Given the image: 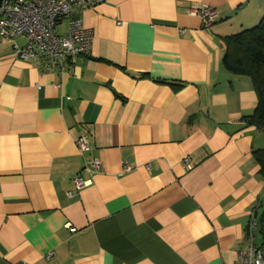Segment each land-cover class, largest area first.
Returning a JSON list of instances; mask_svg holds the SVG:
<instances>
[{"label":"crops","instance_id":"crops-1","mask_svg":"<svg viewBox=\"0 0 264 264\" xmlns=\"http://www.w3.org/2000/svg\"><path fill=\"white\" fill-rule=\"evenodd\" d=\"M203 7L217 12L210 27L190 15ZM72 13L93 40L65 71L18 59L25 37H0V264H237L252 215L264 242V132L245 123L258 97L225 69L224 38L257 26L264 0Z\"/></svg>","mask_w":264,"mask_h":264},{"label":"built area","instance_id":"built-area-1","mask_svg":"<svg viewBox=\"0 0 264 264\" xmlns=\"http://www.w3.org/2000/svg\"><path fill=\"white\" fill-rule=\"evenodd\" d=\"M98 1L1 0L0 37L7 41L19 36L25 37L27 45L15 49V56L18 59L38 61L47 67L56 66L65 71L73 58L90 53L93 33L83 27L80 19L74 17L69 18L65 31H58V26L78 7H93ZM190 15L201 18L204 27H210L214 24L217 12L213 8L203 7L191 10ZM76 145L81 153L90 150L85 137L78 138ZM186 161L189 163L188 159ZM89 165V171L96 173L100 164L98 160L92 159ZM87 184L88 182L80 176L73 180L76 192ZM69 195L72 196V193ZM256 227L257 222L252 215L246 229V245L237 253V264H264V242L257 244L254 234ZM51 256L53 254L47 258Z\"/></svg>","mask_w":264,"mask_h":264},{"label":"trees","instance_id":"trees-1","mask_svg":"<svg viewBox=\"0 0 264 264\" xmlns=\"http://www.w3.org/2000/svg\"><path fill=\"white\" fill-rule=\"evenodd\" d=\"M224 43L225 69L236 76L250 78L258 97L257 108L251 116L244 118L245 123L264 132V17L254 28L225 37ZM253 156L260 165V174L264 177V150L254 151ZM258 224L264 238V214Z\"/></svg>","mask_w":264,"mask_h":264},{"label":"rangeland","instance_id":"rangeland-1","mask_svg":"<svg viewBox=\"0 0 264 264\" xmlns=\"http://www.w3.org/2000/svg\"><path fill=\"white\" fill-rule=\"evenodd\" d=\"M67 27H68V21L64 20L63 24L59 25L57 30L58 31H65V29H67Z\"/></svg>","mask_w":264,"mask_h":264},{"label":"water","instance_id":"water-1","mask_svg":"<svg viewBox=\"0 0 264 264\" xmlns=\"http://www.w3.org/2000/svg\"><path fill=\"white\" fill-rule=\"evenodd\" d=\"M0 3H1V0H0Z\"/></svg>","mask_w":264,"mask_h":264}]
</instances>
